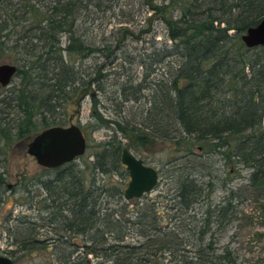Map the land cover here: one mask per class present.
I'll list each match as a JSON object with an SVG mask.
<instances>
[{
    "label": "rangeland",
    "instance_id": "obj_1",
    "mask_svg": "<svg viewBox=\"0 0 264 264\" xmlns=\"http://www.w3.org/2000/svg\"><path fill=\"white\" fill-rule=\"evenodd\" d=\"M104 1L112 3L114 9L107 10L103 25L91 29L89 36L94 37L97 47L107 44L115 48V56L109 60L104 51H99L80 61L81 64L78 61L84 81L89 80L94 71L102 69L101 84L93 83L87 90L88 95L79 92L63 102L54 115L63 117V126L79 125L87 139L86 152L70 162L71 165L62 167V172L72 168L84 177L86 185L108 187L107 192L97 197L96 209L104 221L101 227L114 217V221L122 219L119 223L122 229L118 227L109 233L103 228L100 235L103 233L106 245H110L123 233L124 240L120 243L130 247L86 253L84 244L90 243L86 235L58 231L62 226L50 223L52 216L45 207L50 203L45 200L50 193L44 186V182L57 173L48 171L28 153V140L16 138L6 152L0 154V173L4 177L0 187V254L15 260V264H67V255L80 264L87 260L90 264H124L125 261L130 264H204L203 259L217 256L221 259H214L211 264H264V175H255L256 170L244 161L223 154L226 147L219 150L209 141L190 139L187 144L190 141L194 144L189 153L186 143H176L170 138L151 139L147 144L134 139L133 128L140 127L146 120L155 94L172 89L180 58L166 56L153 66L150 59L148 66L142 67L139 62L143 54L163 52L165 44L172 45L166 23L159 13L149 12L148 0ZM152 2L161 6L163 0ZM63 38L66 40V36ZM249 54L264 61L260 47ZM15 58H3L0 63L17 65ZM88 73H92L90 77ZM20 84L21 78L15 75L9 86L0 85V98ZM241 96L243 93L239 98ZM0 110L10 111L0 116L14 120L13 109L0 104ZM36 114L35 119L40 117ZM106 144H120L122 151L128 148L157 168L160 178L154 190L132 200L124 195L120 197L116 191L124 194L130 180L122 161L109 173L94 168L96 153ZM188 173L197 182L199 193L197 201L186 209L177 193ZM161 211L167 214L161 217L162 228L149 230L152 222L159 223L152 216ZM112 212L115 213L110 216ZM145 212L149 213L144 217L149 226L138 225V214ZM25 220L34 224L27 225ZM147 231L154 236L145 235ZM25 235L43 240L45 244L19 251L15 239ZM100 235L99 241L103 242Z\"/></svg>",
    "mask_w": 264,
    "mask_h": 264
},
{
    "label": "trees",
    "instance_id": "obj_2",
    "mask_svg": "<svg viewBox=\"0 0 264 264\" xmlns=\"http://www.w3.org/2000/svg\"><path fill=\"white\" fill-rule=\"evenodd\" d=\"M104 2L0 0V60L15 56L16 77L21 78L18 88L0 98V104L13 109L16 115L12 121L0 116V154H4L16 138L30 141L41 129L61 125L63 117L54 115L56 108L79 92L88 95L87 90L93 83L101 84L102 69L94 71L93 76L88 73L91 77L84 81L85 75L77 63L81 64L80 61L99 51H104L109 60L115 56V48L107 44L97 47L94 37L89 36L96 26L103 25L107 10L113 8L112 3ZM147 3L149 12L159 13L166 23L172 45L165 44L163 52L143 54L140 65L147 67L151 59L153 66L170 55H178L180 59L172 89L155 94L142 127L133 128L134 139L147 144L151 139L170 138L176 143H186L189 153L194 142L209 141L219 150L226 147L223 154L244 161L256 170L255 175H264V61L249 54L258 47L248 48L241 39L243 32L264 17V0H163L161 6L152 0ZM260 48L264 52V47ZM36 113L40 116L37 119L34 118ZM190 139L194 142L187 144ZM121 155L120 144H106L96 153L94 168L109 173L120 165ZM71 164L47 168L57 173L44 182L50 193L45 198L50 201L45 205L52 216L50 223H61L58 231L86 235L90 242L84 244L86 253L130 247L120 243L124 240L123 233L117 236L116 243L106 245L100 232L103 228L109 233L118 230L122 219L114 221L113 217L101 227L104 221L96 209L97 197L109 189L106 185H86L84 177L72 168L62 172V167ZM3 182L0 173V187ZM178 190L182 204L189 209L198 199L197 182L188 173ZM116 193L120 197L124 195L121 190ZM148 214L139 213L136 223L149 226L144 218ZM165 215L166 212L161 211L152 216L159 223L152 222L149 230H160L161 217ZM25 224L34 223L25 220ZM99 235L103 242L99 241ZM145 235L154 236L149 231ZM15 241L19 251L45 244L30 235ZM65 258L67 264H80L69 255ZM209 258L203 259L204 264L221 259L220 256ZM87 263L90 261H84ZM124 264L130 263L125 261Z\"/></svg>",
    "mask_w": 264,
    "mask_h": 264
},
{
    "label": "water",
    "instance_id": "obj_3",
    "mask_svg": "<svg viewBox=\"0 0 264 264\" xmlns=\"http://www.w3.org/2000/svg\"><path fill=\"white\" fill-rule=\"evenodd\" d=\"M248 48L264 47V17L250 26L241 36ZM18 66L13 63H0V85L9 86ZM87 149V139L79 125H53L36 133L28 142L27 151L45 168H58L74 161ZM121 161L129 171L130 180L124 191L127 200L140 198L154 190L159 182V170L147 164L128 148H124ZM0 264H15L8 256L0 254Z\"/></svg>",
    "mask_w": 264,
    "mask_h": 264
},
{
    "label": "flooded vegetation",
    "instance_id": "obj_4",
    "mask_svg": "<svg viewBox=\"0 0 264 264\" xmlns=\"http://www.w3.org/2000/svg\"><path fill=\"white\" fill-rule=\"evenodd\" d=\"M9 187V186H8Z\"/></svg>",
    "mask_w": 264,
    "mask_h": 264
}]
</instances>
